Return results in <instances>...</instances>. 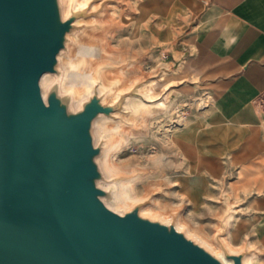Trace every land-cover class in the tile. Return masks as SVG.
<instances>
[{
  "label": "water",
  "instance_id": "95a60500",
  "mask_svg": "<svg viewBox=\"0 0 264 264\" xmlns=\"http://www.w3.org/2000/svg\"><path fill=\"white\" fill-rule=\"evenodd\" d=\"M73 26L59 0H0V264H221L174 226L101 200L91 125L113 106L93 96L69 114L40 86Z\"/></svg>",
  "mask_w": 264,
  "mask_h": 264
},
{
  "label": "rangeland",
  "instance_id": "374dc122",
  "mask_svg": "<svg viewBox=\"0 0 264 264\" xmlns=\"http://www.w3.org/2000/svg\"><path fill=\"white\" fill-rule=\"evenodd\" d=\"M59 4L62 12L65 0H59ZM93 4H95L94 8H92ZM188 8L196 12L200 6L185 3L184 0H90L85 8L77 13L72 11L67 17L74 16V26L69 32L70 36L66 38L62 51L69 54L71 45L75 43L72 36L85 32V35L97 44L94 65L104 63L105 68L114 72L110 76L120 79L125 86L133 87L138 84L140 87L151 78H159L163 73H170L171 76H164L159 87L161 89L171 81H175L174 84L168 89H161L159 98L156 99V101L163 99L170 91L165 106L155 107L148 114L145 125L124 133L125 140L120 141V147L113 157V163L121 167L119 172L131 174L133 171H140L142 174L132 191L136 197L148 198L135 203L130 211L134 209L139 211L142 206L152 204L156 198L152 207L154 211H158L155 212L156 214L164 217H170L172 214L175 222L181 215V220L185 224L182 226L187 229L189 227L212 241L215 247L224 251L226 257L230 254L225 247L226 239L233 247L232 250H240L244 247L239 253L243 256L250 253L247 249L250 242L252 252L256 256L254 264H264V236L261 235L264 229L261 220L264 218V210L258 207L261 206L264 194L257 196L248 205L247 211L252 214V219H248L243 217L246 213L242 212L246 209L247 198L239 195L242 192L244 194L249 192L247 180L234 186L233 196L230 195L231 189L225 196H213L212 185L204 169L203 173L208 179V182L204 181L202 184L205 185V189L202 190L205 194H202L200 189L198 191L201 194L194 189L185 188L186 179L194 177L190 167L195 159L192 152L189 158L182 157L174 140L179 136H190L192 139L190 149L194 152L202 151L206 163L209 164L210 159H216L222 152L217 148V142L224 141L227 136L219 129L218 119L191 117L194 110L209 107L211 103L221 104L217 92L207 87L200 86V91L203 93L201 97L191 96L188 92L191 89L189 80L202 82L206 77L214 75L215 73H207V70L218 64L222 57L217 61L205 58V54L198 46V40L194 37L196 56L183 60L180 65L174 59L177 54L174 49L176 47L182 51L184 49L185 34L175 38L173 26L179 23L178 15L186 16ZM93 16L96 20L79 23L80 20H87ZM200 28H203V25L198 27V31ZM55 68L54 72H48L49 81L45 83L47 98L51 93H55L67 107L69 114L80 112L93 96L99 97L103 105L113 106L110 113H101L97 117L103 115L115 118L114 113L123 109L126 93L119 92L116 103H108L103 101L105 94H99L98 90L83 102V106L72 108L71 92L62 91V79L66 74L62 60L58 59ZM219 71L221 70L217 72ZM231 113L229 109L225 112L227 116ZM206 121L211 125L204 128ZM94 128L93 121L91 125L93 140ZM106 140L113 142L115 138L107 137L100 140L96 146L99 149L98 155L102 153ZM181 148L187 151L184 143H181ZM239 175L241 178L247 177L245 174ZM105 180L107 178L100 170L99 181ZM229 185L231 186L230 183ZM99 187L105 192L103 197L110 199L113 196L111 190ZM150 195L153 196L149 197ZM233 215L234 218L229 220ZM251 227L256 236L249 235L243 238Z\"/></svg>",
  "mask_w": 264,
  "mask_h": 264
},
{
  "label": "crops",
  "instance_id": "0c3cea01",
  "mask_svg": "<svg viewBox=\"0 0 264 264\" xmlns=\"http://www.w3.org/2000/svg\"><path fill=\"white\" fill-rule=\"evenodd\" d=\"M184 1L200 8L196 12L188 8L186 16H177L179 23L173 26L175 38L185 35L184 49L176 47L174 59L180 65L183 60L196 56L194 37L205 58L217 61L222 57L218 64L207 70L214 75L202 82L189 80L191 89L188 92L191 96L201 97L200 86L207 87L217 92L221 104L211 103L209 107L194 110L191 117L218 119L219 129L227 134L224 141L217 142V148L222 152L216 159H210L209 164L202 151L190 149V136H179L174 140L182 157L189 158L192 152L195 159L190 167L194 177L186 179L185 188L201 194L198 189L202 192L205 189L203 182L209 179L213 196H225L230 189L233 196L234 186L247 180L249 192L239 195L247 198L243 217L252 219L248 205L264 194V0ZM200 25L203 28L198 31ZM213 54L216 55L213 57ZM227 109L232 112L230 116L225 114ZM210 125L206 121L203 126ZM181 143L187 151L182 150ZM239 174L247 177L241 178ZM260 205L258 207L264 210V199ZM261 220L264 224V218ZM249 235H255L253 227L243 238ZM261 235L264 236V229Z\"/></svg>",
  "mask_w": 264,
  "mask_h": 264
},
{
  "label": "bare ground",
  "instance_id": "6f19581e",
  "mask_svg": "<svg viewBox=\"0 0 264 264\" xmlns=\"http://www.w3.org/2000/svg\"><path fill=\"white\" fill-rule=\"evenodd\" d=\"M89 1L90 0H65L62 10L63 19H66L72 11L78 12L85 8ZM94 7L95 4H93L92 8ZM83 20L84 19L80 20L79 23L92 22L96 20V17L93 16L87 20ZM67 36H70V34L68 33ZM72 37H74L75 43L71 45L70 53L65 54L61 51L58 54V59L62 60V64L66 68L65 77L62 79V91H67L68 93L71 92L72 108L76 109L83 106V102L88 99L90 95L94 94L96 90H98L101 95L105 94L103 98L104 102L116 103L119 98V92L127 93L134 87H131V85L125 86L122 84L120 79L111 77L110 75L114 74V72L105 68L103 65L104 63H100L96 66L94 65L96 61L97 44L92 39L87 37L85 32L73 35ZM164 76L169 77L171 75L167 72L163 73L159 78H151L146 83L140 85L138 95H126L123 109L114 113L116 116L115 118H108L101 115L94 120L95 146H97L100 140L107 137L115 138L113 142H109L107 140L104 141L102 153L96 157L100 170L104 173L107 180H110H98L97 185L112 191L113 196L110 199L101 197V200H103L104 204L109 209L120 215L130 212L135 203L142 202L148 197H136L132 191L133 186L141 179V172L133 171L131 174L119 172L121 167H118L113 163V157L116 154L117 149L120 147V141L125 140L123 137L124 133H127L130 129L141 127L143 124L145 125L148 114L155 107L165 106L167 103L166 100L170 91H168L163 99L156 101V99L159 98L158 96L160 90L170 88V86L175 82L171 81L167 84L165 83L166 85L160 89L159 84L163 82ZM47 81H49L48 72L44 73L40 79L42 96L46 103L48 102L47 91L45 89V83ZM152 196L153 195H150L149 197ZM155 199L152 204H147L141 207L139 210L140 216L158 220L167 226H174L177 231L183 232L187 238L193 240L195 243L205 248L213 256L218 258L221 264H234L233 259L226 257L224 251L215 247L212 241L204 238L197 232L192 231L189 227L188 230L186 227L182 226L185 224L181 220V215L179 220L177 219L175 222L172 214L170 217H164L161 214H156L155 212L158 211H154L152 208L156 202ZM163 215L167 214L163 213ZM234 216L235 215L230 217L229 220H232ZM226 241L227 243L225 242V247L230 254H239L244 249L243 247L240 250H232L231 248L233 247L230 246L227 239ZM251 247L252 244L249 242L247 249L250 253L243 256V264H254L256 256L255 253L252 252Z\"/></svg>",
  "mask_w": 264,
  "mask_h": 264
}]
</instances>
